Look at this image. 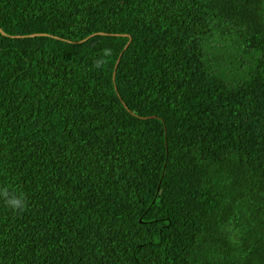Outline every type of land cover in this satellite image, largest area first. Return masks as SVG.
Wrapping results in <instances>:
<instances>
[{
    "label": "trees",
    "instance_id": "obj_1",
    "mask_svg": "<svg viewBox=\"0 0 264 264\" xmlns=\"http://www.w3.org/2000/svg\"><path fill=\"white\" fill-rule=\"evenodd\" d=\"M5 186L0 264H264V0H0Z\"/></svg>",
    "mask_w": 264,
    "mask_h": 264
},
{
    "label": "clouds",
    "instance_id": "obj_2",
    "mask_svg": "<svg viewBox=\"0 0 264 264\" xmlns=\"http://www.w3.org/2000/svg\"><path fill=\"white\" fill-rule=\"evenodd\" d=\"M109 52L105 50L100 57L94 60V67L102 69L105 64V57ZM0 199H3L4 207L12 213L23 212L27 207V200L25 195L18 190L9 191L7 186L0 188Z\"/></svg>",
    "mask_w": 264,
    "mask_h": 264
}]
</instances>
